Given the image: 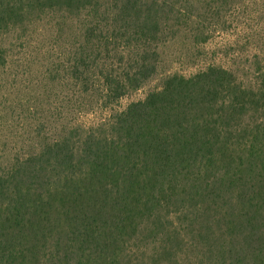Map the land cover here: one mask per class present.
<instances>
[{
	"label": "trees",
	"instance_id": "16d2710c",
	"mask_svg": "<svg viewBox=\"0 0 264 264\" xmlns=\"http://www.w3.org/2000/svg\"><path fill=\"white\" fill-rule=\"evenodd\" d=\"M243 1L0 0L1 74L53 42L68 114H100L0 166V264H264L263 50L249 79L166 71L114 109L162 47L206 45Z\"/></svg>",
	"mask_w": 264,
	"mask_h": 264
},
{
	"label": "rangeland",
	"instance_id": "374dc122",
	"mask_svg": "<svg viewBox=\"0 0 264 264\" xmlns=\"http://www.w3.org/2000/svg\"><path fill=\"white\" fill-rule=\"evenodd\" d=\"M227 20L230 29L222 34H212L206 45L197 48V45L180 40L167 43L160 49L162 60L158 75L140 90L124 97L114 109L121 111L131 102L142 100L148 92L158 89L161 84V74L166 71L189 76L209 65H214L229 70H239L243 79H249L253 75L254 49L261 48L264 53V0H244L236 6ZM66 40L60 39V41ZM49 42V38H46L38 47L49 46ZM51 47L56 48L58 45L51 42L47 50L32 54L29 65L13 59L4 74L0 71V166L2 167L8 164V159H12L10 155L12 151L24 155L32 149L27 147L28 144L32 143L34 146L41 144L43 140L38 138L40 134L59 137L65 125L74 124L75 121L90 125L100 117V114H85L84 108L80 113L68 114L73 106L71 102L64 101L71 94L62 98L64 87L57 81H50L46 75L50 62L55 58V52ZM103 114L105 117L106 112ZM60 117H62L61 124L58 121Z\"/></svg>",
	"mask_w": 264,
	"mask_h": 264
}]
</instances>
